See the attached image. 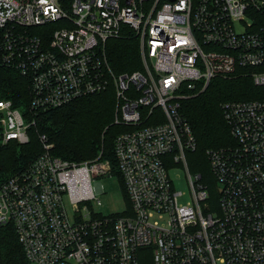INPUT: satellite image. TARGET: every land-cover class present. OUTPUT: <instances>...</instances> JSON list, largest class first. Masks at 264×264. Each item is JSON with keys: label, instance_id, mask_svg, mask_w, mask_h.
Returning a JSON list of instances; mask_svg holds the SVG:
<instances>
[{"label": "built area", "instance_id": "2783aa9c", "mask_svg": "<svg viewBox=\"0 0 264 264\" xmlns=\"http://www.w3.org/2000/svg\"><path fill=\"white\" fill-rule=\"evenodd\" d=\"M122 25L138 37L141 68L116 73L106 41ZM0 64L30 95L27 115L0 98L1 143L28 141L35 113L110 87L124 127L113 151L128 213L89 204H100L97 178L113 174L102 150L70 161L44 134L42 151L0 184V225L12 224L30 264H264V0H0ZM233 75L250 77L257 96L220 103L232 142L204 151L210 200L188 169L195 140L180 102Z\"/></svg>", "mask_w": 264, "mask_h": 264}, {"label": "trees", "instance_id": "16d2710c", "mask_svg": "<svg viewBox=\"0 0 264 264\" xmlns=\"http://www.w3.org/2000/svg\"><path fill=\"white\" fill-rule=\"evenodd\" d=\"M106 51L116 73L141 68L138 37L128 26L122 25L118 36L107 39ZM28 84L16 70L0 64V98L11 99L26 115ZM257 90L248 76H215L200 91L192 92L180 102V111L195 140L194 148L186 152L188 169L198 172L201 180L207 182L210 195H216L215 184L204 151L232 142L220 103L254 98ZM115 104L114 89L110 87L35 113L34 123L28 127V141L0 142V184L42 151L40 136L44 134L47 142L52 143V153L70 161L93 158L102 150L101 157L109 159L112 173L119 176L124 188L113 151L114 137L124 128L114 122ZM0 264H30L11 223L0 225Z\"/></svg>", "mask_w": 264, "mask_h": 264}, {"label": "rangeland", "instance_id": "374dc122", "mask_svg": "<svg viewBox=\"0 0 264 264\" xmlns=\"http://www.w3.org/2000/svg\"><path fill=\"white\" fill-rule=\"evenodd\" d=\"M172 172L174 173L175 186L179 189H188L185 180V171L180 167H176ZM175 174H177V176ZM97 180L102 183L103 190L97 191L94 187L95 196L99 198L100 204H97L96 199H92L91 202H89L91 208L100 215L128 213L130 211V202L119 176L114 173L104 174L100 175ZM95 181H93V185H95ZM214 197V195H211L210 200H214ZM66 205L68 212L71 213L68 201H66ZM82 211H84V209Z\"/></svg>", "mask_w": 264, "mask_h": 264}]
</instances>
